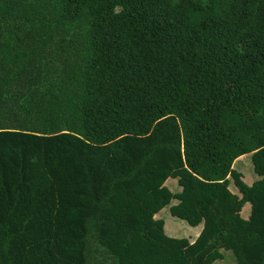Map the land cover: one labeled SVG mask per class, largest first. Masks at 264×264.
I'll use <instances>...</instances> for the list:
<instances>
[{
  "label": "trees",
  "instance_id": "obj_1",
  "mask_svg": "<svg viewBox=\"0 0 264 264\" xmlns=\"http://www.w3.org/2000/svg\"><path fill=\"white\" fill-rule=\"evenodd\" d=\"M223 251L264 264V0H0V264Z\"/></svg>",
  "mask_w": 264,
  "mask_h": 264
},
{
  "label": "rangeland",
  "instance_id": "obj_2",
  "mask_svg": "<svg viewBox=\"0 0 264 264\" xmlns=\"http://www.w3.org/2000/svg\"><path fill=\"white\" fill-rule=\"evenodd\" d=\"M234 168L244 175V180L249 186H251L252 183H254L259 179V176L255 174L251 154L242 156V158L237 160L234 164ZM166 186L171 190V192L175 194L181 191V189L178 186V182L175 179H169L166 182ZM229 189H231V191L234 194H238V190L233 185ZM176 204L177 203L174 202L172 205H176ZM250 214H251V206L246 205V207L242 212V217L249 218ZM156 219L165 222V230L168 236L174 238H188L189 241H192L194 237L198 235L199 232L198 230L202 228L201 226L191 227L186 222L172 217L170 213V207L164 209L158 216H156ZM223 255L224 258L222 260L215 261L213 264H237L236 258L232 252L223 251Z\"/></svg>",
  "mask_w": 264,
  "mask_h": 264
},
{
  "label": "crops",
  "instance_id": "obj_3",
  "mask_svg": "<svg viewBox=\"0 0 264 264\" xmlns=\"http://www.w3.org/2000/svg\"><path fill=\"white\" fill-rule=\"evenodd\" d=\"M244 219H248V218L246 217V218H244ZM200 230H201V229H200ZM200 230H198V231H199V232H198V235H199V233H200ZM198 235H197V236H198ZM197 236H196V237H197ZM196 237H194V239H193L192 241H190V242H193V241L195 240Z\"/></svg>",
  "mask_w": 264,
  "mask_h": 264
}]
</instances>
